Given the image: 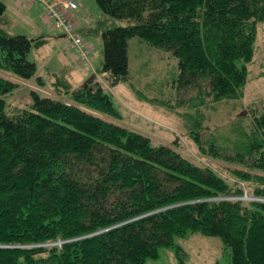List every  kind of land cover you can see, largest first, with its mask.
Listing matches in <instances>:
<instances>
[{
	"label": "trees",
	"instance_id": "16d2710c",
	"mask_svg": "<svg viewBox=\"0 0 264 264\" xmlns=\"http://www.w3.org/2000/svg\"><path fill=\"white\" fill-rule=\"evenodd\" d=\"M96 1L108 17L133 22L102 33L112 85L128 77L133 37L171 50L180 83L204 82L215 100L247 83L264 0ZM6 9L0 0V68L10 73L0 75V264H145L193 232L220 237L229 264H264V110L232 148L182 115L199 153L230 163L236 183L104 119L117 112L98 81L72 92L79 105L33 89L30 107L7 113L14 77L36 75L28 54L46 38L11 35Z\"/></svg>",
	"mask_w": 264,
	"mask_h": 264
},
{
	"label": "rangeland",
	"instance_id": "374dc122",
	"mask_svg": "<svg viewBox=\"0 0 264 264\" xmlns=\"http://www.w3.org/2000/svg\"><path fill=\"white\" fill-rule=\"evenodd\" d=\"M2 1L7 6L8 32L11 35L46 38L43 45H34L28 54V59L36 63V75L31 79L14 77L19 87L6 97L7 113H11L14 107H30L33 89L42 96L79 105L72 92L95 80V71L98 70L104 75L105 83L102 85L111 95L117 112V115L101 114L104 119L149 137L154 145L174 147L188 159L217 168L230 183L239 181L228 172L230 163L199 153L182 115L196 117L209 129L205 136L215 137L224 148H232L233 144L244 140L245 132H249L253 125L255 113L261 115L264 110V22L257 26L254 57L247 64V83L237 95L215 100L204 82L200 86L180 83L179 58L171 50L150 45L138 37L129 41L128 77L112 85L110 75L102 72V33L133 22L108 17L96 0H75L79 10L74 19L78 21L77 27L85 45L90 48L88 60L70 48L67 37L43 20L39 5L21 0ZM86 20L90 21L89 28H86ZM0 75L10 73L0 68ZM242 186L249 192L253 190L246 183ZM177 247L181 248V254L185 253V264H229L231 260V249L220 237L193 232L186 237H175L174 246L161 247L159 256L147 258L145 264H180L182 257L178 256L180 251Z\"/></svg>",
	"mask_w": 264,
	"mask_h": 264
},
{
	"label": "built area",
	"instance_id": "2783aa9c",
	"mask_svg": "<svg viewBox=\"0 0 264 264\" xmlns=\"http://www.w3.org/2000/svg\"><path fill=\"white\" fill-rule=\"evenodd\" d=\"M31 4H40L45 13V18L53 26L66 35L71 49L77 50L79 55L87 59L89 50L84 43L83 35L77 29V25L71 17V11L77 8L73 0H22Z\"/></svg>",
	"mask_w": 264,
	"mask_h": 264
},
{
	"label": "crops",
	"instance_id": "0c3cea01",
	"mask_svg": "<svg viewBox=\"0 0 264 264\" xmlns=\"http://www.w3.org/2000/svg\"><path fill=\"white\" fill-rule=\"evenodd\" d=\"M21 2H24V1H22L21 0ZM24 3H26V2H24ZM28 4V3H27ZM78 4V3H77ZM34 5H39V4H34ZM40 6V5H39ZM41 7V6H40ZM78 10H79V4H78V8L74 11V12H72V14H73V16H75L76 14H77V12H78ZM42 14H43V12H42ZM43 16V20L46 22V23H48V20L45 18V15L43 14L42 15ZM80 20V22H82L81 21V19H79ZM85 23H86V28H89V24H90V21L89 20H86L85 21ZM50 24V23H49ZM51 25V24H50ZM89 48V47H88ZM90 49V48H89ZM89 58V57H88ZM88 60V59H87ZM105 74H107V73H105ZM93 80V79H92ZM94 81H98V82H100V83H102V84H104L105 83V81H104V75L100 72V71H95V80ZM92 82V81H91Z\"/></svg>",
	"mask_w": 264,
	"mask_h": 264
}]
</instances>
